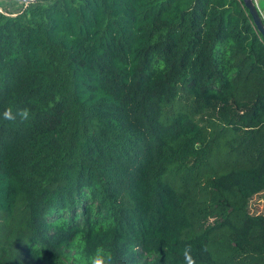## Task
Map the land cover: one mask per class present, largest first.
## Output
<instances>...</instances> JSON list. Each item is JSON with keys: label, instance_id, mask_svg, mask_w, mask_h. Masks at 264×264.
<instances>
[{"label": "trees", "instance_id": "obj_1", "mask_svg": "<svg viewBox=\"0 0 264 264\" xmlns=\"http://www.w3.org/2000/svg\"><path fill=\"white\" fill-rule=\"evenodd\" d=\"M26 13L0 12V264H264V40L241 0Z\"/></svg>", "mask_w": 264, "mask_h": 264}, {"label": "rangeland", "instance_id": "obj_2", "mask_svg": "<svg viewBox=\"0 0 264 264\" xmlns=\"http://www.w3.org/2000/svg\"><path fill=\"white\" fill-rule=\"evenodd\" d=\"M254 2L260 12L261 17L264 20V8H260L258 6V0H254ZM41 3L42 0H0V12L6 15H20L28 17L26 13L28 7ZM35 18L38 19L39 15H35Z\"/></svg>", "mask_w": 264, "mask_h": 264}, {"label": "water", "instance_id": "obj_3", "mask_svg": "<svg viewBox=\"0 0 264 264\" xmlns=\"http://www.w3.org/2000/svg\"><path fill=\"white\" fill-rule=\"evenodd\" d=\"M241 3L246 9L255 30L264 40V23L254 0H241Z\"/></svg>", "mask_w": 264, "mask_h": 264}, {"label": "clouds", "instance_id": "obj_4", "mask_svg": "<svg viewBox=\"0 0 264 264\" xmlns=\"http://www.w3.org/2000/svg\"><path fill=\"white\" fill-rule=\"evenodd\" d=\"M11 109H7L5 111V118L8 119V118H12L11 115ZM24 119H27V116H28V110L27 109H24L23 111H21L19 113ZM191 246H187L185 249H184V258H185V261H186V264H195V260L192 258L191 256ZM91 264H105V260L103 258L102 255H100L99 253V250H98V253L97 255L92 258L91 260Z\"/></svg>", "mask_w": 264, "mask_h": 264}, {"label": "crops", "instance_id": "obj_5", "mask_svg": "<svg viewBox=\"0 0 264 264\" xmlns=\"http://www.w3.org/2000/svg\"><path fill=\"white\" fill-rule=\"evenodd\" d=\"M261 4H262L263 6H262ZM258 6H259L260 8H262V7L264 8V4L262 3L261 0H258ZM259 13H260V12H259ZM262 19H263V18H262ZM262 205H264V201L262 202Z\"/></svg>", "mask_w": 264, "mask_h": 264}]
</instances>
